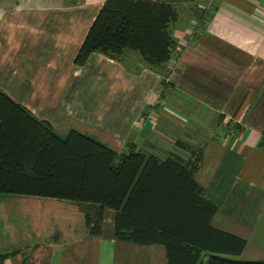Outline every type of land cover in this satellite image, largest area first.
<instances>
[{
	"label": "crops",
	"instance_id": "1",
	"mask_svg": "<svg viewBox=\"0 0 264 264\" xmlns=\"http://www.w3.org/2000/svg\"><path fill=\"white\" fill-rule=\"evenodd\" d=\"M106 1L0 8V92L53 130L78 123L119 154L186 161L202 150L196 181L216 209L212 227L245 242L237 261L264 262V0H110L177 3L174 54L161 72L132 51L117 61L93 54L78 67ZM33 202L0 196L3 264H152V248L115 240L112 211L103 210L99 237L53 243L22 221Z\"/></svg>",
	"mask_w": 264,
	"mask_h": 264
},
{
	"label": "trees",
	"instance_id": "2",
	"mask_svg": "<svg viewBox=\"0 0 264 264\" xmlns=\"http://www.w3.org/2000/svg\"><path fill=\"white\" fill-rule=\"evenodd\" d=\"M178 17L175 2L106 1L74 64L83 67L93 54L117 61L132 51L161 72L174 54L169 28ZM109 144L76 130L62 139L0 92V196L34 200L22 219L30 230L53 243L95 238L110 210L115 240L152 248V264H264L235 260L245 242L212 227L216 209L196 181L202 150L186 161H160L132 148L119 154ZM86 206L98 208L95 215L81 211Z\"/></svg>",
	"mask_w": 264,
	"mask_h": 264
},
{
	"label": "rangeland",
	"instance_id": "3",
	"mask_svg": "<svg viewBox=\"0 0 264 264\" xmlns=\"http://www.w3.org/2000/svg\"><path fill=\"white\" fill-rule=\"evenodd\" d=\"M14 0H0V8H3V9H8V7H11V4ZM184 18H180V21H179V25H182L183 24V21ZM11 97H13L15 100H18V96L19 95H10ZM30 95H22V97H29ZM11 99V98H10ZM12 100V99H11ZM92 100V98L90 97L89 98V102ZM15 102V101H14ZM91 103V102H90ZM71 130H76V131H81L83 132L84 134H88L87 131L82 128L78 123H65V124H62L61 126H59V129L58 128H54V131L57 132V135L59 137H61L62 139H65L66 136L68 135L69 131ZM83 130V131H82ZM96 137V136H95ZM98 138V137H97ZM97 140V139H96ZM237 260V259H235ZM204 264H207V260L205 259L204 261Z\"/></svg>",
	"mask_w": 264,
	"mask_h": 264
},
{
	"label": "built area",
	"instance_id": "4",
	"mask_svg": "<svg viewBox=\"0 0 264 264\" xmlns=\"http://www.w3.org/2000/svg\"><path fill=\"white\" fill-rule=\"evenodd\" d=\"M194 30L198 31V29H197L196 27L193 26V29H191V36H192Z\"/></svg>",
	"mask_w": 264,
	"mask_h": 264
}]
</instances>
